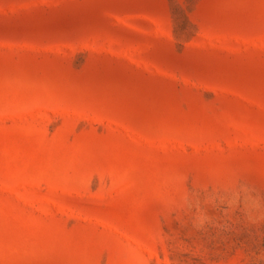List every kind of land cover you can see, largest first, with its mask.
I'll use <instances>...</instances> for the list:
<instances>
[{"label": "rangeland", "instance_id": "rangeland-1", "mask_svg": "<svg viewBox=\"0 0 264 264\" xmlns=\"http://www.w3.org/2000/svg\"><path fill=\"white\" fill-rule=\"evenodd\" d=\"M0 264H264V0H0Z\"/></svg>", "mask_w": 264, "mask_h": 264}]
</instances>
